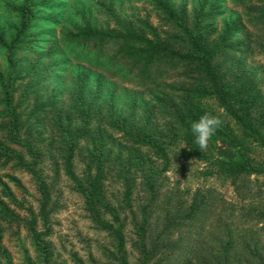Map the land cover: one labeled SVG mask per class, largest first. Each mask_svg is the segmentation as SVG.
<instances>
[{"label": "trees", "instance_id": "obj_1", "mask_svg": "<svg viewBox=\"0 0 264 264\" xmlns=\"http://www.w3.org/2000/svg\"><path fill=\"white\" fill-rule=\"evenodd\" d=\"M35 1L20 0L18 28L10 42L0 34V45L6 53L5 68L0 71V162L11 163L33 177L40 194V212L38 216L34 212L23 216L20 213L25 209L23 203L0 177V264H14L4 244L5 232L14 224L24 225L31 238L36 257L30 259L29 264H65L55 258L46 237L48 232L38 228L39 222L44 226L48 222L51 188L38 167L40 154L35 150L36 140H48L49 145H57L65 174L83 197L92 219L114 236L119 254L124 234L121 227L114 225L118 213L104 191L109 170L117 166L125 172L128 206H132L134 193L129 172L134 167L139 173L143 196L138 216L135 213L133 217L136 235L133 246L140 256V264H150L160 256L166 264H243V256L248 261L254 257L264 264V253L259 255L258 243L253 250L249 243L240 240L229 215L225 216V224L217 219L220 204H225V214H228L226 200L212 190L197 189L190 200L173 203L175 194L164 193L162 183L170 165L169 148L179 144L182 158L209 162L234 183L254 174L264 176V160H257L253 155L256 148L264 151V88L258 67L249 60L251 46L238 40L242 26H239L241 17L234 13L236 9L223 8V0H152L161 23L171 30V35L164 39L159 28L150 21L137 27L124 26L122 34L99 31L90 24L85 26L83 33L88 37L118 39L116 53L133 72L138 69L146 76L156 64L179 67L183 79L177 84L158 82L149 91V98L127 93L129 98L124 99L104 77L93 79L86 70L73 74L68 81L67 69L71 64L63 65L55 60L56 50L55 55L33 53L35 60L18 58L17 51L36 19ZM255 1L231 0V3L243 13L255 15V22H264V1L261 5ZM26 53L27 57L32 54ZM32 74L37 75V80L17 99L18 82ZM41 74L48 78L55 76L57 86L53 91L58 98L69 84L67 105L37 99L31 113L34 120L25 130L27 120L19 108L26 93L40 83ZM50 111L55 136H43L39 128L41 116H48ZM204 113L218 116L222 126L209 140L207 149L201 152L194 143L190 124ZM158 116L164 120L163 124L158 122ZM33 130L38 132L37 136ZM115 134L121 136L118 142L130 145L129 155L124 156L121 148L115 151L114 145L120 144L114 141ZM215 141L237 146L239 157H216ZM85 149V168L79 175L75 160ZM10 178L19 183L16 178ZM239 187L237 184V191L244 196ZM164 195H169L165 202ZM106 213L110 221L103 218ZM254 216L264 221V209H258Z\"/></svg>", "mask_w": 264, "mask_h": 264}, {"label": "rangeland", "instance_id": "obj_2", "mask_svg": "<svg viewBox=\"0 0 264 264\" xmlns=\"http://www.w3.org/2000/svg\"><path fill=\"white\" fill-rule=\"evenodd\" d=\"M262 1L264 0L255 2L261 5ZM35 4L36 19L31 22V27L23 38L24 43L17 51L20 60L25 58L35 60L33 53L36 56H44L47 52L53 53L56 50L55 60L61 61L63 65L71 64L67 69L68 81L72 80L73 74L86 70L91 73L93 79L96 76L104 77L121 97L125 96L124 99L129 98L127 93H138L149 98V91L155 88L156 83L177 84L183 79L179 75V67L168 64H156L146 76H143L138 69L133 72L132 67L116 53L120 42L118 39L91 38L83 33L84 27L88 24L99 31L122 34L124 26L137 27L144 21H150L159 28L160 36L164 39L171 35V30L161 23L160 13L154 7L152 0H36ZM19 5L20 0H0V34L6 42H10L16 35ZM222 5L223 8L224 6L235 8L234 13L241 17L239 26H242V32L238 35V40L251 46L249 60L253 66L258 67L264 88V22H255L253 17L255 15L243 13L240 7H234L231 0H223ZM26 52H32V54L27 57ZM5 56V48L0 45V71L5 68ZM45 62L44 69L47 68L49 60ZM60 71L63 72L61 69ZM36 77V74H32L22 82H18L17 99L27 86L37 80ZM38 81L40 83L26 93L24 102L19 108L21 114L25 116L24 119L27 120L25 130L29 129V124L34 120L31 113L37 99L39 101L50 99L51 102L58 101V105L64 107L67 105L69 84L64 87L58 98L53 91L57 86L55 76L48 78L41 74ZM211 104L221 116H224L214 102ZM51 115L53 112L48 116H41L42 122L39 128L43 136H55L54 128L50 124ZM158 122L163 124L164 120L160 117ZM33 132L34 136L38 135L36 130ZM120 138L118 134L113 135L116 142ZM35 142V150L40 154L38 167L42 169L51 188V203L47 206L50 212L48 222L45 226L39 222L38 228L40 231L48 232L46 237L52 244L55 258L65 264H124L123 257L126 264H140V256L133 246L136 238L133 217L135 213L138 216L139 201L143 195L139 186V173L134 167L129 172L134 189L132 206H128L125 200L123 180L125 172L120 171V166L109 170L104 186L108 201L118 213V220L114 225L121 227L124 234V245L119 254L114 236L106 227L92 219L83 197L65 174L57 145H49L48 140ZM118 143L120 144L114 145L115 151L121 148L124 156L131 153L129 144ZM181 146L180 144L172 145L169 148L170 165L162 177L163 192L169 195L175 194V201H173L175 203L190 200L197 189L204 192L212 190L228 202V214H225V204H220L216 211L219 222L225 224V216L229 215L240 240L249 243L253 250L258 243L261 256V253H264V221L253 217L258 209H264V176L254 174L234 183L232 178L218 172L217 168L209 162L182 158L179 153ZM86 152L85 149L76 156L75 170L79 175H82L85 168ZM213 153L216 157L223 159L239 157L237 146L217 141L214 142ZM253 155L257 160H264V151L260 148H256ZM0 177L9 184L23 203L25 209L20 210V213L23 216H29L30 212H34L38 216L41 199L33 177L24 169L3 162H0ZM10 177L16 178L19 183ZM237 184L242 194H245L244 196L237 191ZM169 195L162 197L163 202ZM169 205L173 206V204ZM230 211L233 212L232 215ZM103 218L110 221V215L107 213L103 215ZM175 237H178V233ZM4 244L10 251L14 264H29V260L36 257L31 238L24 225L14 224L8 227ZM242 263L260 264L254 257L248 261L246 256H243ZM150 264H166V260L160 256Z\"/></svg>", "mask_w": 264, "mask_h": 264}, {"label": "clouds", "instance_id": "obj_3", "mask_svg": "<svg viewBox=\"0 0 264 264\" xmlns=\"http://www.w3.org/2000/svg\"><path fill=\"white\" fill-rule=\"evenodd\" d=\"M221 126L222 120L209 113H204L197 120L191 122L190 130L194 137V143L201 152L207 149L209 140Z\"/></svg>", "mask_w": 264, "mask_h": 264}]
</instances>
